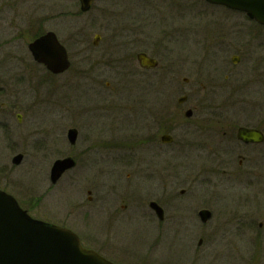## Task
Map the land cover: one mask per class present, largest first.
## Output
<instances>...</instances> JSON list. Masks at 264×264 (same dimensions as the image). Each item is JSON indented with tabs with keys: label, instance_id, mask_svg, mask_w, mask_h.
<instances>
[{
	"label": "rangeland",
	"instance_id": "1",
	"mask_svg": "<svg viewBox=\"0 0 264 264\" xmlns=\"http://www.w3.org/2000/svg\"><path fill=\"white\" fill-rule=\"evenodd\" d=\"M217 16L203 0H96L87 12L77 0H0V188L31 217L70 220L135 264H264V144L246 151L247 173L234 179L238 149H176L159 139L168 113L184 120L191 109L183 125L191 131L197 112L232 101L213 81L214 65L232 54L229 23ZM46 31L71 62L59 75L27 49ZM138 52L157 68L141 70ZM193 133L195 145L202 137ZM217 154L235 159L218 165ZM67 156L76 165L51 183V164ZM120 193L135 198L139 216L108 227L99 200ZM150 201L163 221L149 215ZM200 209L212 212L205 223Z\"/></svg>",
	"mask_w": 264,
	"mask_h": 264
},
{
	"label": "flooded vegetation",
	"instance_id": "2",
	"mask_svg": "<svg viewBox=\"0 0 264 264\" xmlns=\"http://www.w3.org/2000/svg\"><path fill=\"white\" fill-rule=\"evenodd\" d=\"M203 3L215 10L221 22L224 21L229 23L232 54L229 57V62L225 58L219 64L214 65L213 81L220 90H225L226 93L228 90L232 101H230V105L227 108L223 107V105H218L212 110L197 112V119L194 121V129L191 131L185 130L187 128L183 125L191 121L190 117L192 116V110L190 116L187 117L185 116L186 111L183 112V116L185 117L184 120L179 116L180 112L168 113V131L164 130L161 136L163 134H168V146L173 145L176 149H183L188 145H193L205 152L214 148L218 150L220 146L226 145L238 149L240 153H237L235 156L237 164L230 172L231 176H229L235 179L237 175L247 173V171L243 170V166L248 164L249 161V153L246 151L252 149V147L264 144V23L249 17L245 10L228 7L223 4H210L205 0H203ZM97 35L98 39H100V35ZM254 54L256 55L254 56ZM139 68L146 72L152 70ZM183 80L187 81V78H183ZM182 96L184 100L181 103L177 102L178 106H182V103L188 100V96ZM254 96L258 98L261 97L262 99H256ZM181 106L180 110L182 109ZM240 128L259 131L262 135V142L246 143L238 139L237 133ZM194 130H197L198 134L200 133L198 138L202 137L195 145L189 138V135L194 134ZM218 135L221 137H218ZM76 139L72 145H75ZM206 139L213 143L208 142ZM213 144H217V146H212ZM240 149L243 150L240 151ZM235 158H226L217 154L212 161L220 165L226 163V161H234ZM73 159L75 160V158ZM226 172V170H223L221 172L222 176ZM184 191L185 190H181L180 193L183 194ZM126 195L127 194L120 193L116 196H103L100 198L99 203L103 208L106 221H108V227L115 223L119 224L120 222H125L124 220H132L134 223L139 216L136 215L138 214V210H136L135 198L132 195ZM88 198L91 199L90 197ZM149 203V215L156 217L154 212L150 209ZM156 203L162 207L158 202ZM163 220L164 210L163 218L159 221ZM56 224L73 231L83 247L94 250L105 259L115 264H135L134 262L126 260L124 255L116 252V250L114 252L110 251V246L108 250L105 249L102 251V248L96 246L91 238L82 235L78 229L73 230L71 226L73 223H71L70 220L69 222L66 221ZM244 226H248V224ZM248 227L250 230L253 227V223L249 224ZM261 227H263V223H257V233L255 236L261 235L259 232ZM82 238H85V241ZM199 240L200 243L203 241L201 238Z\"/></svg>",
	"mask_w": 264,
	"mask_h": 264
},
{
	"label": "water",
	"instance_id": "3",
	"mask_svg": "<svg viewBox=\"0 0 264 264\" xmlns=\"http://www.w3.org/2000/svg\"><path fill=\"white\" fill-rule=\"evenodd\" d=\"M81 11H87L93 0H78ZM226 6L246 10L247 14L264 23V0H206ZM98 35L94 38L97 42ZM33 59L43 64L46 69L56 75L68 69L70 62L65 47L59 43L53 32H47L27 45ZM138 64L146 69L157 66V61L144 53L136 55ZM184 97L178 99L182 102ZM191 110L185 112L190 116ZM76 129L67 131V140L73 144ZM238 138L244 142H258L260 134L251 129L238 130ZM160 141L168 143V135L161 136ZM22 155L12 158V163L19 164ZM72 158L55 160L49 171V180L55 183L60 176L74 166ZM159 220L163 218V210L156 202H150ZM211 212L201 209L198 216L201 222L210 218ZM0 264H113L92 250L85 249L77 236L66 228L31 218L22 210L15 199L0 190Z\"/></svg>",
	"mask_w": 264,
	"mask_h": 264
}]
</instances>
